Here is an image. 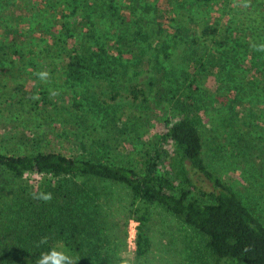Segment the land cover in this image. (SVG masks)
Listing matches in <instances>:
<instances>
[{
  "label": "trees",
  "instance_id": "obj_1",
  "mask_svg": "<svg viewBox=\"0 0 264 264\" xmlns=\"http://www.w3.org/2000/svg\"><path fill=\"white\" fill-rule=\"evenodd\" d=\"M39 1V10L64 2L52 14L53 22L39 29L47 36L45 43L34 54L33 49L17 48L15 35L24 31L14 22L7 33L9 43H0V59L9 50L16 69L34 66L38 57L65 58L69 82L84 84L90 78L113 80L119 68H130L136 56L144 55L155 70L152 83L157 84L156 104L163 115H155V126H149L148 117L142 121V112L133 115V125L140 121L133 128L140 147L128 165L44 151L37 144L23 153L0 151V264H36L50 247L78 256L77 264L97 259L110 264L107 209L113 199L99 188L105 181L126 188L122 234L127 236L130 219L137 222V258L150 250L151 209L160 205L205 239L213 264H264V223L208 167L201 131L193 120L198 96L207 95L212 85L221 86L222 54L235 36L252 52L251 73L262 74L258 82L264 83V53L250 47L264 42V0H250L247 8L243 0L238 5L233 0H195L189 8L182 0ZM110 29L114 32L108 36ZM182 46L187 47L185 55H192V46L203 54L194 59L190 72L180 70L179 75L164 61ZM184 74L180 96L179 86L168 96L171 78ZM32 97L14 100L8 91H0V109L20 115L28 107L27 113L45 120L50 99L45 93ZM37 192H51L53 198L47 203L33 199ZM43 236L48 244L36 247Z\"/></svg>",
  "mask_w": 264,
  "mask_h": 264
},
{
  "label": "rangeland",
  "instance_id": "obj_2",
  "mask_svg": "<svg viewBox=\"0 0 264 264\" xmlns=\"http://www.w3.org/2000/svg\"><path fill=\"white\" fill-rule=\"evenodd\" d=\"M55 1L62 0H52ZM194 1L182 0V5L189 8ZM233 2L238 5L241 1ZM63 3L39 10V0H0V43H9L8 29L17 22L20 24L17 30L24 31L23 36L15 35L17 48L33 49L34 54L47 39L39 29L52 21V14L61 11ZM235 37L236 41L230 42L222 54L221 86L218 89L212 85L207 95L203 91L198 94L202 95L194 107L193 120L201 131L202 153L208 167L264 223V83L258 82L263 75L251 73L252 52L246 50L238 35ZM186 46L175 48L171 59L164 61L178 74L180 70L190 72L194 59L203 54L197 46H192V55H185ZM5 54L0 59V91H8L14 100L45 93L51 101V110L47 108L50 116L44 120L27 113L28 107L20 115H7L0 109L2 152L23 153L37 144L44 151L128 165L134 162L135 151L140 147L133 130L140 121L135 119L137 124L133 125V115L142 112V121L148 117L149 126L156 125L155 115H163L160 104H156L157 84L152 83L155 70L142 58L144 55L136 56L130 68H119L121 73L113 80L98 77L74 84L65 76V58H47L46 62L38 57L34 66L20 65L14 69L11 67L14 55L9 50ZM42 71L49 73L44 81L35 75ZM183 77L185 74L178 80L171 78L166 85L168 96L178 86L176 96H180ZM132 145L137 149L133 150ZM99 188L113 199L107 209L110 264H213L205 239L160 205L151 209L150 250L137 258L134 253L137 222L130 219L127 236L122 234L128 201L126 188L107 181L101 182ZM101 262L97 259L94 264Z\"/></svg>",
  "mask_w": 264,
  "mask_h": 264
},
{
  "label": "clouds",
  "instance_id": "obj_3",
  "mask_svg": "<svg viewBox=\"0 0 264 264\" xmlns=\"http://www.w3.org/2000/svg\"><path fill=\"white\" fill-rule=\"evenodd\" d=\"M242 6L247 8L250 6V0H243ZM250 47L258 52L264 53V42L253 43ZM41 81H44L48 78L49 73L46 71L35 73ZM56 95L55 92L51 93ZM33 99H38V96H33ZM53 196L51 192H37L33 194V199L43 201L45 203L50 202ZM49 238L47 236L41 237L36 242V247H41L48 244ZM79 260L78 256L72 255L69 251L65 249H57L54 247L48 248V250L41 252L39 258L36 261V264H77Z\"/></svg>",
  "mask_w": 264,
  "mask_h": 264
}]
</instances>
